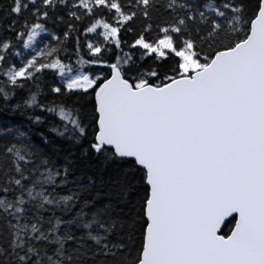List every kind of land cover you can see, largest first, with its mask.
Wrapping results in <instances>:
<instances>
[{"label":"snow or ice","instance_id":"6c2138e0","mask_svg":"<svg viewBox=\"0 0 264 264\" xmlns=\"http://www.w3.org/2000/svg\"><path fill=\"white\" fill-rule=\"evenodd\" d=\"M0 118V264H264V0H0Z\"/></svg>","mask_w":264,"mask_h":264},{"label":"trees","instance_id":"16d2710c","mask_svg":"<svg viewBox=\"0 0 264 264\" xmlns=\"http://www.w3.org/2000/svg\"><path fill=\"white\" fill-rule=\"evenodd\" d=\"M206 2V0H200V3H204ZM3 118H0V120H2ZM12 119V118H9ZM77 175H84V178L86 180L87 176H93L94 179H96L98 182L103 179L104 181H107L109 179V173L107 172H97L95 169H88L85 168L83 169L82 172H77ZM103 191L104 189H101V195H103Z\"/></svg>","mask_w":264,"mask_h":264},{"label":"rangeland","instance_id":"374dc122","mask_svg":"<svg viewBox=\"0 0 264 264\" xmlns=\"http://www.w3.org/2000/svg\"><path fill=\"white\" fill-rule=\"evenodd\" d=\"M43 38H44V39H48V37H47V36H44ZM38 39H40V38H38Z\"/></svg>","mask_w":264,"mask_h":264}]
</instances>
